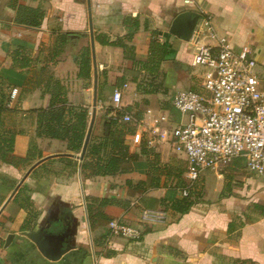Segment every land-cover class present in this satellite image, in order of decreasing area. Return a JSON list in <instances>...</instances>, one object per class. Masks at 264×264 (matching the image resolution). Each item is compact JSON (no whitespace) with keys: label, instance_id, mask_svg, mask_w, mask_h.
<instances>
[{"label":"crops","instance_id":"obj_1","mask_svg":"<svg viewBox=\"0 0 264 264\" xmlns=\"http://www.w3.org/2000/svg\"><path fill=\"white\" fill-rule=\"evenodd\" d=\"M91 5L95 60L87 0H0V142L15 133L14 154L25 157L35 137L42 151L32 163L14 166L0 160V264H264V214L252 208L253 203L264 205V178L238 157L203 171L190 185L185 154L151 131L161 115L168 117L160 126L169 133L181 121L173 95L200 89L204 69L192 66L193 55L201 44H217L207 33L189 41L172 35L171 24L183 11L200 15L196 30L203 27V17L210 18L218 36L236 51L251 46L264 88V0H91ZM25 7L39 10L40 25L18 21ZM153 40L170 47V57L160 65L162 88L151 85L154 76L145 66ZM88 49L91 72L86 78L79 72ZM55 82L65 86L70 103L89 109V125L96 110L91 138L104 134V120L117 110L140 121V145L135 146L134 133L126 135L130 152L138 155L130 172L86 177L83 160L73 156L79 164L72 177L55 174L52 166L48 173L45 168L34 172L72 153L64 140L36 136L38 113L49 106ZM116 90L121 91L119 103L113 99ZM1 145L6 148L7 142ZM240 167L253 175L242 178L243 186L236 181ZM152 168L161 174L158 186L149 184ZM28 179L40 211L30 225V214L14 201ZM11 181L15 187L22 181L15 193ZM253 181L260 186L254 197ZM188 186L193 205L181 214L172 203L184 197L182 189ZM88 196L116 197L127 204L104 207L107 218L95 206L90 216ZM147 209L163 217L147 221ZM116 218L137 228L140 236L110 235L109 222ZM48 224L71 232L69 250L58 260L48 259L23 234ZM10 234L14 238L7 243Z\"/></svg>","mask_w":264,"mask_h":264},{"label":"built area","instance_id":"obj_2","mask_svg":"<svg viewBox=\"0 0 264 264\" xmlns=\"http://www.w3.org/2000/svg\"><path fill=\"white\" fill-rule=\"evenodd\" d=\"M202 20L203 27L195 29L192 39L207 33L217 39V44H201L193 55L192 66L204 69L200 89L176 91L172 104L181 114V121L169 133L160 126L168 117L161 115L151 131L159 136V141H171L178 152L185 154V178L190 185L203 171L238 157L245 159L249 170L264 178V88L257 72L258 62L252 56L251 46L244 45L236 51L227 39L218 36L210 18ZM113 99L120 102V90L114 92ZM123 121L140 123L130 113H125ZM141 141L142 133L135 132V146ZM188 194L189 186L182 189L183 196ZM162 217V213L151 209L143 212L147 221ZM109 233L129 238L140 236L137 228L119 218L109 222Z\"/></svg>","mask_w":264,"mask_h":264},{"label":"trees","instance_id":"obj_3","mask_svg":"<svg viewBox=\"0 0 264 264\" xmlns=\"http://www.w3.org/2000/svg\"><path fill=\"white\" fill-rule=\"evenodd\" d=\"M38 12L39 10L37 9L25 7L21 12L22 17L18 18V21L38 26L41 24L38 16H42L40 12L38 15ZM170 54L169 46L159 44L157 40L152 41L150 45V57L145 64L151 75L157 76L159 74L162 61L168 59ZM90 72L91 53L90 49H88L85 50L82 55L79 74L88 78L90 77ZM50 90L51 99L49 106L40 110L38 113V129L36 136L64 140L67 142L69 151L72 153H80L83 149L89 128V109L81 105L70 103L67 98V90L60 82H55ZM125 113H127L125 110H119L115 117L112 116L109 119H105L104 134L102 136L93 135L90 139L86 155L81 163V171L84 176L116 175L130 172L133 169L132 162L137 159L138 155L130 152V145L126 142V135L136 132V124L124 122L122 119ZM14 140L15 133L1 140L2 142H7V147L4 148V146L1 145L2 142H0V160L18 166L20 163H32L36 161L38 157L40 158L42 156V151L38 147L35 137L31 139L29 150L25 157H19L14 154ZM145 145L142 144V146ZM52 163L56 165L63 164L58 167H52L51 170H53L55 174L72 177V175L78 171V160L70 156H63L43 163L34 172H37L40 168H45L48 173L51 170L47 168L52 166ZM149 175V184L158 186L161 178L158 168H152ZM178 179L182 187L186 186L187 182L185 183L180 175ZM127 183L129 185L132 184L131 180H128ZM15 185L16 182L11 181L10 186L15 187ZM33 191L30 185L25 184L19 189L14 199L21 208L30 213V216L35 214L32 208L31 193ZM187 196L175 200L172 203V208L181 214L188 212L193 202L190 201ZM87 201L90 216L92 208L96 206L98 215L103 218H107L102 210L107 205L126 206L127 204L125 201L116 197L100 198L88 196ZM252 208L264 214V205L253 203Z\"/></svg>","mask_w":264,"mask_h":264},{"label":"water","instance_id":"obj_4","mask_svg":"<svg viewBox=\"0 0 264 264\" xmlns=\"http://www.w3.org/2000/svg\"><path fill=\"white\" fill-rule=\"evenodd\" d=\"M87 4L89 7V14H90V28H91V38H92V49H93V56L95 60V52H94V34H93V25H92V5L91 0H87ZM200 15L192 10H187L179 13L173 20L170 33L182 40L189 41L194 33L195 26L197 21L199 20ZM95 64V63H94ZM96 110L94 109L92 114V119L88 128V132L86 135V139L83 145V149L81 154L76 155L72 153L63 154L65 156H73L82 161L86 155L87 147L89 145L91 134L93 131L94 121H95ZM44 159L39 160L35 165H33L29 172L37 166L40 162ZM29 172L26 173L25 178L29 175ZM22 181L15 187L14 193L19 189ZM13 193V195H14ZM69 229L64 230L61 227L54 226L52 224H48L45 228H41L36 231H25L23 232L28 238H30L38 247L40 252L46 256L48 259L51 260H58L62 258L64 254L67 253L69 247H66L65 242L67 243V238L70 236ZM14 238L13 234H10L7 238V243Z\"/></svg>","mask_w":264,"mask_h":264},{"label":"rangeland","instance_id":"obj_5","mask_svg":"<svg viewBox=\"0 0 264 264\" xmlns=\"http://www.w3.org/2000/svg\"><path fill=\"white\" fill-rule=\"evenodd\" d=\"M161 74H160V72H159V74L157 75V76H154V75H152V76H154V77H149L150 79L149 80H151L150 82H151V85H154V86H161V88H162V86H164V84H163V82H164V76H163V79H162V76H161V79L159 78V76H160ZM158 80H162L161 81V83L159 84L158 83ZM157 82V83H156ZM98 136V135H97ZM100 136H102V135H100ZM79 154V153H78ZM52 165V167H58V166H61V165H63V164H61V165H56L55 163H52L51 164ZM25 169H28V168H25ZM53 171V170H52ZM2 174H4V172L3 173H0V175H2ZM37 174V173H36ZM249 176H253V175H251L247 170H245L243 167H240V169L238 170V175H236V181L238 182L237 184L239 185V186H243L244 184H245V181L242 179V178H244V177H247V178H249ZM33 177V176H32ZM255 180V179H254ZM28 181H29V183H27L28 185H30V186H32L31 184H32V181L30 182V180L28 179ZM255 181H253V183H252V188H253V196L252 197H254L258 192H260V189H259V184L258 183H254ZM262 182H264V180L262 179ZM32 194H33V192L31 193V196H32ZM32 204H33V210H34V213L35 214H33L32 216H34V217H38V215L40 214V211L37 209V207L34 205V200L32 199ZM30 214V213H29ZM32 216H30L31 217V219H30V221H28V225H30V224H32ZM42 227H38L37 229L39 230V229H41ZM43 228H45V227H43Z\"/></svg>","mask_w":264,"mask_h":264},{"label":"flooded vegetation","instance_id":"obj_6","mask_svg":"<svg viewBox=\"0 0 264 264\" xmlns=\"http://www.w3.org/2000/svg\"><path fill=\"white\" fill-rule=\"evenodd\" d=\"M67 229H68V228H67ZM67 229H64V230H67ZM68 238H69V237H68ZM68 238H67V239H68ZM67 239H66V240H67ZM67 241H68V240H67ZM65 244H67V243L65 242Z\"/></svg>","mask_w":264,"mask_h":264}]
</instances>
